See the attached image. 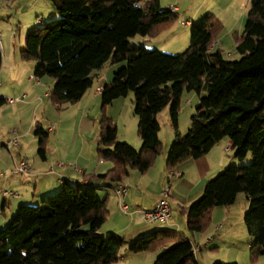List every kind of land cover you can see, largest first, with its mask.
<instances>
[{
	"label": "trees",
	"instance_id": "1",
	"mask_svg": "<svg viewBox=\"0 0 264 264\" xmlns=\"http://www.w3.org/2000/svg\"><path fill=\"white\" fill-rule=\"evenodd\" d=\"M58 17L31 27L21 56L36 61L33 75L52 79L49 97L55 104L75 103L93 85L105 64L126 61L113 72L99 93L101 109L114 99L134 98L139 149L118 140L116 126L102 114L97 152L111 167L94 175L120 183L131 170L144 173L160 153V129L155 115L169 107L174 131L166 156L172 170L188 158L207 153L228 138L230 164L208 179L199 197L180 208L186 229L201 232L211 222L215 207L229 206L243 193L248 201L243 215L251 238V259L264 255V0H249L235 50L240 58L227 60L220 49L210 50L221 22L205 13L191 24L189 44L178 54H167L134 43L131 37L152 36L169 27L177 13L161 8L159 0H51ZM2 53L0 47V68ZM198 95L186 132L178 130L183 90ZM6 99L0 96V107ZM37 154L45 159L48 130L35 124ZM169 182V181H168ZM115 184L111 185L112 188ZM122 184V183H120ZM97 187L63 180L61 188L38 204L19 205L0 227V264H109L127 244L132 253L161 249L153 264H199L193 241L174 230L159 228L126 240L114 232L103 234L108 217L107 198ZM213 264H227L216 261Z\"/></svg>",
	"mask_w": 264,
	"mask_h": 264
},
{
	"label": "rangeland",
	"instance_id": "2",
	"mask_svg": "<svg viewBox=\"0 0 264 264\" xmlns=\"http://www.w3.org/2000/svg\"><path fill=\"white\" fill-rule=\"evenodd\" d=\"M161 5L164 7L166 6V8L176 5L179 8L176 17L170 22V26L163 27L157 34L152 36L137 34L131 37L130 40L134 43L143 44L149 49L160 50L167 54H178L184 51L188 46L191 30V25L185 26L182 22L189 20L191 23H196L205 13H211L221 22L222 29L223 25H225V27L230 26L236 29V34H239L243 28L249 7V0H161ZM51 11L52 13H50ZM58 16L51 0H0V44H2L4 48V60L0 71V92L4 94V97L15 98L19 93L17 91H19L22 86V81L20 82V86L18 82L13 81L14 68L20 70L21 74L23 73L22 75L27 77L29 73L32 75L34 73L36 61L33 59L25 60L21 56L26 32L42 17H45V19L48 18L47 20H49ZM240 28L241 30L238 32ZM167 29L173 30L172 32L176 36L170 38L169 41H163L166 35L160 34ZM222 29L218 33H220ZM228 36V40L227 37L223 38V57L227 60H237L240 56L235 49L233 50L231 48V35ZM228 52H231L230 57L227 55ZM14 56L16 58H14ZM125 64V60L114 64H105L101 69L97 70L93 85L89 91L92 92L98 82H100V84L110 82L113 72ZM47 78L49 77L44 76V79ZM27 85L29 89H24L22 91L26 94L24 100H16L12 103L6 102L0 107V224H3L2 227L7 224L17 209L18 205H16V201L19 199L13 198L16 196L14 192L27 197L25 204H38L40 202V199L38 200L36 195L34 198L31 195L34 193V179L43 177L46 172L51 171V169L53 170V168L56 167L54 161L57 159V156L61 155L62 162L64 163L62 167L71 169L76 167L74 168L76 171L80 169V163L77 161L72 162L71 160L75 159L78 153H80L81 156H86L91 159L94 164L100 163L99 161L102 159L97 152V142L99 120L102 114L108 117L113 125L116 126L118 140L126 141L133 147L128 140L132 141L133 138L138 139L139 137L137 134L136 116L133 114L134 98L131 92L126 96L114 99L102 110L100 106V97L96 98V101H93V98L88 97L89 94H87L86 98L79 104L62 102L57 105L50 97L45 96L46 93L44 92L47 89L44 90V94L42 93L43 95L41 94V97H37V99H41L38 101L31 95L33 84L28 83ZM187 99L191 100V103L189 101L187 102ZM197 100L198 95L195 91L183 90L180 97V108L178 112V130L183 132V134L190 124V115L194 112V105ZM84 105L87 107L86 110H84ZM84 117L90 120L88 126L82 122ZM155 118L160 126V134L165 138L171 128L169 107L163 108L155 115ZM36 123L40 124L44 129L50 128V138L48 136L45 145L47 146L48 165L47 162H43L37 154V138L33 134ZM11 130H15L18 134L19 146L14 147L12 152L9 153L5 144L12 136ZM71 146L74 147V150L69 151ZM20 158H25L31 167L30 172L37 175L26 176L12 174L13 159L18 160ZM251 160V155L248 154L244 160H237V163L232 164L245 165L249 164ZM172 172H174L175 175L171 176L170 174ZM50 176L54 177V179L57 177L56 174H50ZM179 176L180 175L176 174L174 168L172 170L166 169L165 186L163 189L168 186L167 199L169 204L171 202L172 208H174L171 212V218L174 217V219L181 218L179 212L176 211V203L171 201L172 196L180 192L179 187L174 186V183H181L175 180V178L178 179ZM55 183L59 185V187L52 191V193H49V195L57 192L62 186L58 181V177L57 180L55 179ZM3 190H6L8 194L3 195ZM111 195L113 194L111 193ZM243 197H245L244 194L240 193L233 206L230 208L231 224L229 222L226 223V221L225 224H223L222 220L218 223H213L211 221L204 226L201 232H198V236L195 240L196 244L194 243L195 245L200 246L208 240V246L202 248L200 251L197 249L195 252L199 264H213L216 261L227 264H264L261 262L262 259H264V255L258 256L255 260H252L250 257L249 242L251 238L247 234L243 222V214L247 210L248 205L246 206V200ZM3 200L11 202L5 204L4 208H2ZM113 208L114 207H112V210ZM115 208L117 214L110 213L111 218H108V222L104 224V229L107 230L106 232H108L106 227H110V225L114 226L116 223L120 225V222L125 223V220L133 222L134 225H148L146 221L141 220L133 211L130 210L127 213H123L117 204H115ZM216 209L219 210L221 207H217ZM219 216H221V214H219ZM171 218L170 220L173 221ZM218 225H222L221 228L215 229ZM163 228L174 230L172 226H163ZM184 229L186 228L180 225V229L177 232L184 233ZM186 231L192 236L187 229ZM125 234L127 236L124 238L128 241L129 231H121L119 235L124 236ZM124 252L131 255L130 251L127 249V244H124L120 248L119 253L121 256ZM146 252L153 253L151 251H145L144 253ZM157 254L155 255L154 253L155 258ZM148 264H153V261L150 262L148 260Z\"/></svg>",
	"mask_w": 264,
	"mask_h": 264
},
{
	"label": "crops",
	"instance_id": "3",
	"mask_svg": "<svg viewBox=\"0 0 264 264\" xmlns=\"http://www.w3.org/2000/svg\"><path fill=\"white\" fill-rule=\"evenodd\" d=\"M159 3L161 5V0H159ZM161 8H166V6L164 7L161 5ZM178 10H179V8L177 7V12H178ZM50 13H52V11ZM54 14H55V12H54ZM47 19L48 18L45 19V17H42L41 22L43 23ZM186 21L188 22V24H186L185 26L191 25L193 23V22L191 23V21H189V20H186ZM34 24L39 25L37 23H34ZM34 24H33V26H35ZM240 30H241V28L238 29V32ZM172 31L173 30L167 29L160 34V35H164V36L166 35V37L163 39V41H169L170 38H174L176 36L175 34H173ZM235 32H236V29H234L230 26L225 27V25H223L222 31L220 33H218L217 37L215 38V41L217 43L214 46H212L210 50L214 51L215 49H220L222 51V55H223V49H222L223 38L227 37V40H228V38H229L228 35H231V40H232V47L231 48L234 50L236 47V44H237V40H238V38L235 37V35L237 36L238 34H236ZM233 33H235V34L232 35ZM0 47H1V52H2V61H1V68H0V71H1L3 60H4V48H3L2 44H0ZM230 54H231V52L227 53V55L229 57H230ZM14 58H16V57L14 56ZM13 74H14L13 81L18 82L19 86H20V82L22 81V86H21L20 90L17 91V92H19L18 95H20V93H23L22 91L24 89H29V88H27V86H28L27 84L32 83L33 87L31 88V92H32L31 95L33 96V98L37 99L38 96L41 97V94L44 92L45 89H47L44 92V93H46L45 96L49 97L48 92L50 91L52 84H53L52 79L50 77L47 79H44V76H43L41 78L29 80V76L31 75V73H29V76L27 77V76L22 75L23 73L21 74L20 70H18L16 68H14ZM99 85L102 86L103 84L102 83L100 84V82H98L97 86H99ZM97 86L94 87L92 92L89 91V89L92 86L90 88H88L86 90V92L83 94V96L81 97V99L75 103L79 104L84 98H86L87 94H89L88 97L93 98V101L94 100L96 101V98L100 97V95L96 89ZM0 95H2L4 97V94H2V92H0ZM18 95H16L15 97H17ZM37 100L39 101V99H37ZM188 101L191 103V100L187 99V102ZM86 104H87V101H86ZM83 107H84V110L87 109V107L85 105ZM84 118H83L82 122L88 126L90 124V120L86 117H84ZM47 130H48V136L50 138V128H47ZM160 132L161 131L159 130L158 139L161 142L162 148H161L160 153L154 158L152 165L144 173H140L137 170H131L129 172V175L126 176L120 182L127 187V193L124 196L125 197L124 200H126L128 202V203L127 202L126 203L133 210L138 209V208H148V207L153 206L154 203L159 199L160 192L162 191V189L165 186L166 156H167L168 147H169L170 143L172 142V140L174 139V131H173V127L171 125V128L169 129V133L165 138H163L161 136ZM179 132L181 134L183 133L180 130H179ZM128 141L131 142V144L133 145V147L135 149H139L141 146V140L139 137H138V139L133 138L132 141L131 140H128ZM71 150H74L73 146L70 147L69 151H71ZM41 160H43V162H47V165H48L47 149H46L45 159L41 158ZM71 161L72 162L77 161L78 163H80V169H78L76 171L74 169L76 167H74L73 169L67 168V167H62V165L64 163L62 162L61 155L57 156V159L54 161V163L56 164V167L53 168V170H51V171H48V172L45 171L46 174H44L43 177H39V178L34 179L35 180L34 181V188H33L34 193L31 194L32 197L34 198L36 195L38 197V200L40 199V201H41V199L44 198L46 195H49V193H52V191H54L55 189H57V187H59V185H57L55 183V179L57 180V177H58V181L61 183V185L63 182L62 177H64L63 179L67 180L70 183H78L80 185L96 186L97 187V191H96L97 196L101 199L107 198V208L109 210V214H108V217L105 220V222H108V218H111L110 213L111 214H117L116 208H115V204H117V198L110 188L111 185H113L115 183H108L103 179H95L94 175L105 173L111 167V163L104 161V160H100L99 161L100 163L94 164V163H92L91 159L87 158L86 156H81L80 153H78L75 156V159H73ZM237 162H238L237 159L233 156V150L230 148V141L228 140V138L225 137V138L219 140L218 142H216L212 146V148L207 153H205L204 155H202L198 158H188V159L182 161L181 163L177 164L174 167V170L180 176L178 177V179L175 178V180L180 181L181 183H179V184L174 183L176 181H174L173 183H174V186L179 187L180 192L175 193V195L172 196V198H171L172 199L171 201H174L177 205L176 211L179 212L181 207L187 206L189 203H191L193 201V199L195 200L197 197H199L200 194L202 193V190H203V187H204L206 181L208 179H210L211 176L212 177L215 176L217 173H219L226 166H228L232 163H237ZM50 169H51V167H50ZM50 174H56L57 177H55V179H54V177H51ZM32 175L34 176L37 174L31 173V174L26 175V176H32ZM30 178H32V177H30ZM14 193L16 194V196L13 198L19 199L16 201V203H17L16 205L19 206L21 204H25L27 197L25 195H21V194H18L16 192H14ZM111 193L113 195H111ZM239 194L237 195V198H238ZM243 198H245L246 206H247L248 201H247L246 197H243ZM10 202L11 201L7 202V200H3L2 208H4L5 204H8ZM233 204H231L229 206L221 207V209H219V210L216 209L217 207L213 208L211 211V221L213 223L214 222L218 223L219 221L222 220L223 224H225V221H226V223L227 222L230 223L231 222V220H230L231 209L230 208L233 206ZM112 207H114L113 210H112ZM170 207H171V212H172V209H174V208H172L171 202H170ZM219 214H221V216H219ZM179 215L181 216V218L174 219V217H173V218H171V219H173V221L170 220L168 224H162L159 222H152V223H146V224H148L147 226H139L138 224L134 225L133 222L125 220V223L120 222V225L118 223H116V225H114V226L110 225V227H106L108 229V232H106L107 230L104 229V227H105L104 226L105 222H104L100 227V232L103 234H106L109 232H114L116 234H120L121 231H129V233H130L129 238H127L129 240L134 239L141 234L150 232L151 230L163 228V226H170V227L172 226V227H174V230L177 232L180 229V225L182 227L186 228V218L183 215H181L180 212H179ZM138 220H140V219H138ZM142 222H144V221H142ZM2 225L3 224H0V227H2ZM221 226L222 225H218L217 228L215 227V229H219V228H221ZM184 231L185 232L181 233V234L185 235L188 239H191L193 241V243H195V240L198 236L197 235L198 233H194L196 235L191 234L192 236H190L189 233H187L186 229H184ZM178 233H180V232H178ZM126 236L127 235L125 234L124 237H126ZM167 246L168 245L162 246L161 249L165 248ZM206 246H208L207 243H204V244L198 246L199 251L202 248H205ZM161 249L159 248V249H156L154 251H151L153 253H148V252H146V253H144V252L132 253V252H130L131 255L124 252L122 256L119 253V258L116 261L109 263V264H148V260L150 262L151 261L154 262V260H153V259H155L154 256L157 253H159L161 251ZM154 253H155V255H154ZM195 258H196V256H195ZM196 261L198 262L197 258H196ZM261 262L264 263V259H262Z\"/></svg>",
	"mask_w": 264,
	"mask_h": 264
},
{
	"label": "built area",
	"instance_id": "4",
	"mask_svg": "<svg viewBox=\"0 0 264 264\" xmlns=\"http://www.w3.org/2000/svg\"><path fill=\"white\" fill-rule=\"evenodd\" d=\"M169 9L173 13H177V6L176 5H172ZM40 23H41V19L38 20L37 24H40ZM182 24L186 25V24H188V22L184 21V22H182ZM216 43L217 42L214 41L213 44L211 45V47L214 46ZM211 47H210V49H211ZM33 79H37V77H35L34 75L31 74L29 76V80H33ZM96 89H97V92L100 93L102 86L99 85V86H97ZM48 94H49V92H48ZM25 97H26V94L21 93L20 95H18L15 98L5 97V99H6V102L12 103L16 100L22 101L25 99ZM11 133H12L11 138L8 139V141L5 144L9 153L12 152V149L14 147L19 146L18 134L16 133L15 130H11ZM30 170H31V167L25 158H20L18 160L13 159V167L11 170L12 174L29 175L31 173ZM176 174L179 175L178 173H176ZM170 175L173 176V175H175V173L172 172ZM63 178L64 177H62V181L64 180ZM111 190L117 198V206L119 207V209L123 213H127L131 210L134 213H136L141 220H144L147 223H152V222H159L162 224H168L169 223L170 218H171V207H170V204H169L168 199H167L168 186L160 192V197L154 203L153 206L148 207V208H138L135 210L131 209L129 207V205L126 203V201L124 200V196L127 193V187L124 184L117 183L111 188ZM2 193H3V195L8 194V192L6 190H3ZM206 243H208V240H206ZM197 249H199L198 245H195L193 243V252L195 253L197 251Z\"/></svg>",
	"mask_w": 264,
	"mask_h": 264
}]
</instances>
